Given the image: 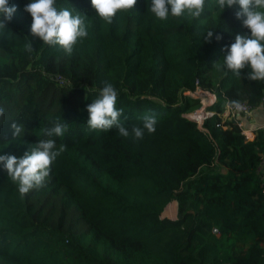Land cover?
Segmentation results:
<instances>
[{
  "label": "trees",
  "instance_id": "16d2710c",
  "mask_svg": "<svg viewBox=\"0 0 264 264\" xmlns=\"http://www.w3.org/2000/svg\"><path fill=\"white\" fill-rule=\"evenodd\" d=\"M26 2L10 0L16 11L0 29V153L49 138L63 151L25 193L0 170V264H264V126L248 139L218 115L242 102L264 113V79L218 67L222 47L248 32L236 9L205 0L197 17L160 20L136 0L109 23L90 0H56L85 16L88 33L65 53L29 32ZM208 28L221 39L206 41ZM105 82L127 137L86 124ZM197 86L216 96L201 124L186 115ZM145 113L155 130L136 138ZM58 119L63 134L45 135ZM173 200L176 217H161Z\"/></svg>",
  "mask_w": 264,
  "mask_h": 264
},
{
  "label": "clouds",
  "instance_id": "9594fccd",
  "mask_svg": "<svg viewBox=\"0 0 264 264\" xmlns=\"http://www.w3.org/2000/svg\"><path fill=\"white\" fill-rule=\"evenodd\" d=\"M136 0H90V5L96 16L111 22L117 10L132 9ZM205 0H149L148 9L160 20L169 16L182 17L190 14L197 17L201 14ZM219 12L225 8H235L234 15L244 27L248 29L246 35L235 34L233 40L223 52L222 64L218 67L230 69L239 74L242 68L250 71L245 75L249 79H264V0H216ZM23 10L29 14V32L48 45H59L65 53H71L74 44L79 38L87 36L85 16L78 11L66 7H57L56 0H27ZM16 5L10 0H0V29L5 28L10 21ZM219 40L221 35L209 28L204 32V39ZM31 51V45H26ZM117 90L111 83L105 82L95 95V98L86 105V124L92 129H110L116 126L120 135L127 137L129 130L120 121L122 109L116 107ZM142 125H133L131 134L139 138L143 132L155 130L156 117L145 113ZM11 135L20 132V126L12 122L9 125ZM65 131V124L58 119L52 127L45 129L48 137L60 136ZM63 151V145L55 146V140L40 139L29 144L24 153L16 156L9 153H0V170L6 173L17 184L20 193L39 186L50 171V164Z\"/></svg>",
  "mask_w": 264,
  "mask_h": 264
},
{
  "label": "built area",
  "instance_id": "2783aa9c",
  "mask_svg": "<svg viewBox=\"0 0 264 264\" xmlns=\"http://www.w3.org/2000/svg\"><path fill=\"white\" fill-rule=\"evenodd\" d=\"M186 94H189L192 97V93L197 94L196 97H200V106L196 111L187 113L186 115L192 120L196 121L198 124H201L202 120L207 116L213 114V111L210 110V106L215 102L216 96L210 90L202 89L197 86L193 91H187ZM253 108H251L246 103H236L233 105L225 104L223 110L218 113L222 121L235 120L236 124L241 128L242 133L248 138L251 139L254 136L253 129H247L243 124V119L236 118V114L241 112L244 113L246 119H248L252 113ZM199 116V117H198ZM260 172L264 175V157L260 163Z\"/></svg>",
  "mask_w": 264,
  "mask_h": 264
},
{
  "label": "crops",
  "instance_id": "0c3cea01",
  "mask_svg": "<svg viewBox=\"0 0 264 264\" xmlns=\"http://www.w3.org/2000/svg\"><path fill=\"white\" fill-rule=\"evenodd\" d=\"M263 120H264L263 110L259 107H256V108H253L250 117L246 121L244 120L242 121L243 123H245V127L247 129L255 130L257 127L264 126ZM262 248H264V245H262Z\"/></svg>",
  "mask_w": 264,
  "mask_h": 264
},
{
  "label": "rangeland",
  "instance_id": "374dc122",
  "mask_svg": "<svg viewBox=\"0 0 264 264\" xmlns=\"http://www.w3.org/2000/svg\"><path fill=\"white\" fill-rule=\"evenodd\" d=\"M197 94L192 93V98H195L199 101V106H200V97H196ZM199 106L197 108L194 109V111H196L197 109H199ZM161 217H168V218H174L176 217V203L175 201H171L169 202L163 209L162 213H161Z\"/></svg>",
  "mask_w": 264,
  "mask_h": 264
},
{
  "label": "bare ground",
  "instance_id": "6f19581e",
  "mask_svg": "<svg viewBox=\"0 0 264 264\" xmlns=\"http://www.w3.org/2000/svg\"><path fill=\"white\" fill-rule=\"evenodd\" d=\"M199 117V116H198Z\"/></svg>",
  "mask_w": 264,
  "mask_h": 264
}]
</instances>
